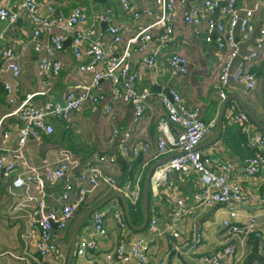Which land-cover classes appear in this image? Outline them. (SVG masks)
Here are the masks:
<instances>
[{"label": "built area", "instance_id": "built-area-1", "mask_svg": "<svg viewBox=\"0 0 264 264\" xmlns=\"http://www.w3.org/2000/svg\"><path fill=\"white\" fill-rule=\"evenodd\" d=\"M251 1V5L240 7L237 0H149L146 7L140 8L134 0H118L124 16L135 23L143 21L131 27L132 32L127 35L126 47L122 51H119V44L129 27L114 22L116 15L110 5L96 7L90 16L80 7L73 8L65 16H49L39 12L38 6L42 3L47 12H53L52 0H16L15 6H11L12 0H5L4 3L0 1L1 22L14 23L25 14L34 23L28 45L40 53L37 70L42 95L52 91L54 81L60 73L62 63L54 55L63 49L67 38L70 40L71 53L76 59L88 58L87 62L79 64L78 72L90 78L89 84L82 86L81 90L69 89L64 92V106L50 99L42 105H36L30 100L21 103L13 111L19 123L15 129L16 146L7 149L9 158L0 146V178L13 173L12 187L28 191L26 200L36 205L35 213L38 217L35 247L41 256H48L56 251L57 240L63 235L75 213L102 183L107 184L110 191L121 190L133 211H138L142 191L140 175L135 180L118 186L115 179L107 173L108 167L118 158L133 161L145 157L156 162L168 154H174L158 165L150 178L152 187L161 191L165 201L172 204L173 221L196 209L226 204L229 201L246 205L254 200L238 181L231 179V175L235 173L231 162H216L211 158V152L196 148L212 133L216 121L203 120L199 108L188 106L178 90L171 88L166 94L157 92L162 108L156 122L155 139L151 141L148 138L145 108L155 92L151 87H139L140 72L131 68L132 56L138 53L139 63L146 70L155 72L154 80L162 76L174 79L188 74L189 58L183 51L170 48L169 44L178 36L180 29H187L188 33L184 34V38L189 41L186 37H196L199 28L204 26L202 40L205 44L214 42L217 50L222 53L213 63L217 70L213 88L220 103L235 85L242 87L247 95L258 94L261 90L260 78L251 72V67H258L264 61V23L259 28L258 37L245 53H241L239 43L250 37L255 13L264 7V0ZM103 23L106 27L97 29L96 25ZM7 72L14 78L19 76L21 68L18 56L8 47H0V74ZM105 82L109 86V96L95 91L99 84ZM2 84L8 103L13 104L11 85L8 82ZM116 101L132 107L138 127L124 130L112 128L108 136L107 152L96 163H88L81 169L75 185L65 184L58 208H49L45 201L30 195L31 186L44 189L47 182H57L65 176L73 168L74 159L69 151L64 150L54 163L43 161L39 167L19 171L16 160L28 141L35 139L41 132L52 133V117L66 119L71 112L87 104L92 112L110 118L114 113L113 102ZM233 117L241 124L242 131L248 134L252 126L249 117L241 112ZM10 134V131H5L3 136L7 139ZM250 139L249 145L258 150L244 160L243 171L253 177L260 173L264 165V134L257 132ZM171 174H175L180 181L189 176L195 177L200 189L189 196L180 193ZM92 214L93 228L103 236L106 233L104 213L96 210ZM235 215V211L231 210V216ZM115 218L120 230L125 232L129 226L124 215L116 211ZM148 222L150 228L156 231V220ZM224 225L227 226L228 222H224ZM228 227L243 237L254 235L258 240L259 250L264 249V224H260L256 217L249 216L241 226ZM159 233H167L170 236L169 243L172 244V239H179L181 236L173 224ZM94 245V241L80 240L75 246L74 254L82 256L87 248ZM125 245L124 240H120L116 250L118 260L133 258L137 264L148 263L149 242L145 238L133 237L128 243V249ZM174 249L178 250V246ZM232 252L233 247L227 246L201 259L219 264Z\"/></svg>", "mask_w": 264, "mask_h": 264}, {"label": "crops", "instance_id": "crops-1", "mask_svg": "<svg viewBox=\"0 0 264 264\" xmlns=\"http://www.w3.org/2000/svg\"><path fill=\"white\" fill-rule=\"evenodd\" d=\"M0 1L5 2V0ZM134 1L140 8L146 7L149 2V0ZM15 3L16 0H12L11 6H15ZM106 3L112 6L115 12L114 22L129 27L128 33L119 44V51H122L126 47L127 35L132 32L131 27L143 23V21L135 23L124 16L120 11L118 0H107ZM103 4L105 3L93 0H52L53 12H47L42 3L38 8L42 14L65 16L73 8L80 7L90 16L96 7L104 6ZM251 4V0H237V5L240 7ZM29 19L27 15L22 14L14 23L0 21V47L12 49L18 56L21 68L17 78L8 72L0 74V146L4 149L7 158L10 157L7 149L15 147L17 141L15 129L19 122L17 115L13 114L15 108L26 100H30L36 105H42L48 99L63 98V93L67 90H81L82 86L90 82L89 77L78 72L79 64L87 62L88 58L76 59L69 48L70 43L67 42L63 49L54 55L62 65L52 86V91L47 95L41 94L42 85L37 70L40 53L35 52L28 45L34 27V23ZM263 23L264 7L255 13L250 37L244 41L240 40L241 53H245L248 46L254 43ZM96 27L102 30L106 24H97ZM199 29L196 37L188 36L186 38H189V41H187L184 34L186 35L188 31L186 28H182L178 31L175 40L169 44L170 48L183 51L189 58L190 70L186 75L174 79L162 76L154 80L155 72L146 70L139 63V54L136 53L132 56L131 68L140 72L138 86L141 88L151 87L156 94L151 97L145 108L146 119H144L148 125V138L151 141L155 139L156 122L162 108L157 92L166 94L165 89L168 92L171 88L178 90L188 106L199 108L203 120L217 122L222 104L213 88L217 78V70L213 67V63L218 56L221 57L222 53L217 50L214 42L205 44L202 40L204 26ZM42 38L45 39V36L42 35ZM262 64L264 61L260 66ZM3 82H8L12 87L13 104H9L7 101ZM95 91L103 92L109 96V86L106 82L99 84ZM229 93H237L249 109L264 119L261 90L252 96L247 95L239 85H235L229 89L227 94ZM231 102L232 105L226 107L219 138L199 149L211 152V158L216 162H231L235 167V173L231 175V179L238 181L242 188L253 196L254 200L246 205L229 201L226 204L196 209L191 214L173 221L172 204H168L161 191L155 190L150 184L148 220H156L157 232L150 228L149 222L140 230H132L128 225L129 228L125 232L121 231L116 223L115 212L124 214V210H122L120 200L114 198L98 209L104 213L106 233L101 236L95 231L92 225L93 214H91L80 227L76 245L80 240L94 241L95 245L92 248H87L86 253L82 256L74 254L70 264H137L133 258L120 261L116 255L120 240H124L125 247L128 249V243L133 237H143L149 242L147 264H211L202 261L201 258L221 251L227 246H232L233 252L231 255H226L219 264H264V257H261L262 259L251 257L254 249L249 236L243 237L228 227L230 225L241 226L249 216L256 217L260 224H264V199L262 198L264 196V165L260 173L253 177L243 171L244 160L254 154L253 148L249 145L250 138L259 131L253 123H251L252 126L248 134L242 131L241 124L233 116L244 112L236 100ZM113 105L114 113L110 118L92 112L89 104L71 112L66 119L52 117L53 132L50 134L41 132L35 139L28 141L16 160V168L19 171L29 167H39L43 161L54 163L64 150L69 151L74 159L73 168L65 176L57 182H47L44 189L36 185L31 186L30 195L35 199L45 201L49 208H58L65 184L75 185L81 169L88 163H96L97 159L107 152L108 136L112 128L117 127L124 130L138 127L139 124L134 120L130 105L121 101L113 102ZM5 131L11 132L7 139L3 136ZM215 131L216 126L204 140L211 137ZM150 160L145 157L133 161L118 158L114 164L108 167L107 173L109 172L117 184L121 182L124 184L128 182V174L132 169L135 180L141 174L137 172L141 171L148 162H151ZM170 177L176 181L178 191L184 195L189 196L200 189V184L195 177L189 176L182 181L178 180L175 174H171ZM12 178L13 173L0 178V264H64L78 220L89 207L116 191H110V187L102 183L75 213L63 235L57 240L56 251L48 256H41L35 247L37 242L36 219L38 217V214L35 213L36 205L26 200L28 191L12 187ZM230 207L232 208L230 209ZM231 210L235 211V216H231ZM138 213L134 214V221H132L135 225L142 222ZM224 222H228V225L225 226ZM171 224L181 233L179 239H172L173 244L169 243L170 236L167 233H159ZM175 246H178V250L174 249ZM259 253L264 256V251Z\"/></svg>", "mask_w": 264, "mask_h": 264}, {"label": "water", "instance_id": "water-1", "mask_svg": "<svg viewBox=\"0 0 264 264\" xmlns=\"http://www.w3.org/2000/svg\"><path fill=\"white\" fill-rule=\"evenodd\" d=\"M93 1H97L100 3H106L107 0H93ZM69 42L70 40H66L65 43ZM155 89V86H154ZM158 89V88H157ZM165 91H167V89H165ZM261 101L264 104V71L261 77ZM168 94V93H167ZM169 95V94H168ZM170 98V96H169ZM232 100H236L237 104L239 105V107L242 109V111L244 113H246L250 120L252 121L253 125L255 126V128L259 129V130H263L264 131V121L261 120L251 109H249L247 107V105L245 104V102L243 101V99L237 94V93H229L227 94L226 98L224 99V101L222 102V105L220 107L219 113H218V117H217V122H216V131L215 133L209 137L208 139L202 141L200 144H198V146H196L197 149H199L202 146H206L209 145L213 142H215L219 136L221 135V129H222V120L225 114V110L226 107L228 105V103ZM55 103H58L60 106H64V102H63V98L59 97L56 98L54 100ZM174 154H168L164 157H162L160 160L152 163L148 169L145 172L144 175V181H143V186H142V193H141V199H140V209H141V214H142V222L139 225H135L132 220H131V216H130V209H129V204L127 202V199L124 195V193L120 190H117L111 194H109L108 196H106L105 198H103L102 200H100L98 203H96L95 205L89 207L84 214L81 216V218L78 220V222L76 223L75 227H74V231H73V236H72V240H71V244H70V250L68 252L67 258L65 260L64 264H70L74 255V249L76 246V240H77V236H78V232L80 230V227L82 226V224L86 221V219L96 210L100 209L104 204H106L109 201H112L114 198H118L121 202V205L123 207L124 210V214H125V218L126 221L128 223V225L130 226V228L132 230H140L142 229L148 221V207H149V185H150V178L152 175V172L154 171V169L162 164L164 161H166L167 159H169L170 157H172ZM122 182L118 184V186H121ZM240 205H243L242 203H239Z\"/></svg>", "mask_w": 264, "mask_h": 264}, {"label": "trees", "instance_id": "trees-1", "mask_svg": "<svg viewBox=\"0 0 264 264\" xmlns=\"http://www.w3.org/2000/svg\"><path fill=\"white\" fill-rule=\"evenodd\" d=\"M263 71H264V64H262L260 67L258 66V67H253V68H251V72H253V73H255L259 78H260V80H261V77H262V74H263ZM230 105H232V102L230 101L229 103H228V105L227 106H230ZM258 131L260 132V133H263L264 134V131L263 130H259L258 129ZM258 150V148L257 147H254L253 148V152H255V151H257ZM140 158V157H139ZM139 161H140V159H139ZM155 161H151V162H148L145 166H144V168L141 170V171H138L137 173H141L140 174V186H141V190H142V186H143V181H144V175H145V172H146V170L148 169V167L152 164V163H154ZM133 170V169H132ZM130 171L129 172V179H128V182H131V181H133L134 179V172L133 171ZM150 189H151V187H150V185H149V196H150ZM113 193V192H112ZM128 202V201H127ZM129 204V203H128ZM122 207V206H121ZM129 209H130V216H131V219H132V221H134V214L136 213H134V211H133V209H132V207H131V205H129ZM122 210H123V208H122ZM137 212H139L138 213V216H139V218L140 219H142V214H141V209L139 208L138 209V211ZM124 215V214H123ZM125 218V217H124ZM125 220H126V218H125ZM127 222V221H126ZM148 222V221H147ZM249 236V239H251L250 241L252 242V247H253V249H254V252H253V255L251 256V257H253V256H255V257H259L260 259H262L261 257H264L263 256V254L262 253H259L260 251H264V249L263 250H259V244H258V240H257V238L254 236V235H248Z\"/></svg>", "mask_w": 264, "mask_h": 264}, {"label": "rangeland", "instance_id": "rangeland-1", "mask_svg": "<svg viewBox=\"0 0 264 264\" xmlns=\"http://www.w3.org/2000/svg\"><path fill=\"white\" fill-rule=\"evenodd\" d=\"M103 5H104V6L107 5V3H105V4H103ZM259 118H260V116H259ZM260 119H261V118H260ZM261 120H264V119H261ZM203 141H204V140H203ZM200 143H201V142H200Z\"/></svg>", "mask_w": 264, "mask_h": 264}, {"label": "clouds", "instance_id": "clouds-1", "mask_svg": "<svg viewBox=\"0 0 264 264\" xmlns=\"http://www.w3.org/2000/svg\"><path fill=\"white\" fill-rule=\"evenodd\" d=\"M260 82H261V80H260ZM250 119V118H249ZM252 122V121H251ZM141 199V198H140Z\"/></svg>", "mask_w": 264, "mask_h": 264}]
</instances>
